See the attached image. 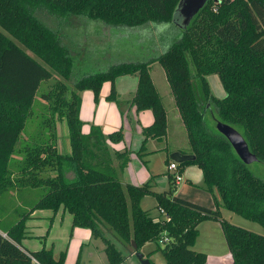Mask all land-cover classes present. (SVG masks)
<instances>
[{"label":"trees","instance_id":"trees-1","mask_svg":"<svg viewBox=\"0 0 264 264\" xmlns=\"http://www.w3.org/2000/svg\"><path fill=\"white\" fill-rule=\"evenodd\" d=\"M179 3L0 0V264H69L66 250L57 258L53 248L29 250L22 244L33 211L61 208L73 215L72 229L88 228L104 242L109 264L123 263L130 253L126 254L128 246L135 252L132 240L138 250L156 242L146 257L160 251L166 264H207V253L192 248L199 224L207 220L221 223L231 264H264V235L233 224L220 210L224 207L264 226V178L249 169L216 127L217 121L235 127L257 160L264 162V0H208L186 26H180V38L159 55L120 62L75 82L68 81L75 59L64 38L75 46L65 30H59V21L41 15H75L138 28L151 21L173 22ZM154 61L165 68L190 153L195 155L177 162L178 170L182 173L189 164L202 169V187L219 193L215 208L176 195L174 173L164 192L153 190L150 181L124 186L114 160L124 169L132 150L115 148L113 153L108 144V139L115 144L124 140L123 128L108 135L98 125L83 131L81 92L92 90L98 101L103 84L111 81L107 98L119 104L116 79L135 75L138 82L131 105L137 111L151 109L154 115L142 129L139 156L143 159L147 154L150 138H165L167 111L152 78ZM210 74L219 75L223 97L212 93ZM52 78L54 82L41 90V84ZM39 89L45 112L32 133L27 125ZM58 120L67 125L70 153L60 150ZM41 188L39 198L8 208L5 195L10 191L27 195ZM146 195L155 196L165 217L155 218L142 207ZM74 264H82L80 257Z\"/></svg>","mask_w":264,"mask_h":264},{"label":"rangeland","instance_id":"rangeland-1","mask_svg":"<svg viewBox=\"0 0 264 264\" xmlns=\"http://www.w3.org/2000/svg\"><path fill=\"white\" fill-rule=\"evenodd\" d=\"M41 15L50 20L59 21L58 28L59 30L64 29L68 38L71 39L75 48L69 44V42L64 38V41L71 49V53L74 54V71L71 78L68 80L69 82H75L81 77L96 73L99 71H104L109 69L112 65L118 64L124 61H142V60H150L154 56L159 55L165 49L177 41L181 36V27L177 23L173 22H156L151 21L147 24L138 27L131 28L127 26H114L106 24L101 20L90 19L82 16H62L55 17L54 15H46L41 12ZM52 19V20H51ZM132 83H136V78L129 75ZM136 77V76H135ZM152 77L159 89V92L162 96V100L164 106L166 107L169 117L171 116L173 109L176 108V112L179 113L177 105L174 100V96L172 93V89L170 87L169 81L166 76L165 68L157 61L153 62L152 68ZM55 78H61L58 74H55ZM207 80L210 84V88L212 93L217 97H223L225 95V89L222 85L221 79L218 74H210L207 75ZM138 81V80H137ZM54 82V78L49 81H44L41 84L40 89L44 87L47 89L50 84ZM122 82H117V86L120 87ZM117 87V88H118ZM112 84L111 81H106L103 85L102 90H105V94L107 95L111 92ZM37 96V101L34 105V112L31 116V120H28L27 129L34 133L35 128L40 124L41 118L44 117V106L45 101L41 98L40 90ZM200 95V92H198ZM119 98V93H118ZM114 101V100H112ZM116 102V101H115ZM117 103V102H116ZM121 108V102L118 104ZM176 106V107H175ZM180 114V113H179ZM168 117V118H169ZM130 120V115H128ZM127 120V121H129ZM132 120V119H131ZM30 124V125H29ZM58 143L61 152L70 153V142H69V132L67 125L64 121L58 120ZM184 132H187L185 128V124L183 122ZM174 121L170 119L168 122V130L169 136L171 138L174 137L173 134ZM24 143L23 139L19 144ZM187 142L189 146V141L187 137ZM190 147V146H189ZM153 166L155 169H166V163L162 161L159 155L153 158ZM196 166V165H195ZM249 169L257 176L264 178V162L256 160L248 164ZM197 167V166H196ZM198 168V167H197ZM185 182L186 179H184ZM183 182V183H185ZM204 185V183H202ZM35 190V189H34ZM42 188L38 190H30L27 195H20L19 192L10 191L5 195L6 200L9 202L8 208H13L16 204L20 205L22 201L33 200L39 198L42 193ZM218 192L217 190H215ZM17 193V194H16ZM24 195V196H23ZM154 197L149 195L147 199L144 200L143 208L151 210L154 214L157 213V210L154 206ZM62 209V208H61ZM60 210V209H59ZM40 212H54L53 210H44L39 209ZM160 216H156L155 218L165 217V215L160 210ZM222 216L223 218L228 219L235 225L246 228L248 230L257 232L259 234L264 235V226L261 224L251 221L241 215H238L232 212L229 209L222 208ZM53 218L51 216L39 218L32 221V224L36 223V231L38 233H49L50 236H41L32 239L29 242L31 247H38L40 244H44L46 247H51L50 240L51 236L55 237V243L58 249H64L67 244L68 238L72 233V214L67 211L63 220L62 216L59 213ZM61 218V219H60ZM39 220V221H38ZM7 223L6 221H3ZM2 222L3 225H6ZM27 222V221H26ZM61 222V223H59ZM27 232L35 233V230H32L26 224ZM199 229L202 232V235L198 238L196 245L192 248L198 251L207 252L206 249H210L209 252H213L216 254H227L228 246L226 243L225 236L223 234V230L221 227V223L215 220H209L207 223L202 222L199 224ZM49 236V237H48ZM92 247L85 249L83 253L84 264H109V259L107 253L105 251V244L101 239L93 240ZM160 245H164L163 241L159 242ZM28 245V244H24ZM156 242H148L142 248V252L147 255V251L156 247ZM28 247V246H27ZM33 249V248H30ZM55 251V257H59V252ZM128 256L125 261L121 264H141L140 260L136 257L135 252H131V247L128 246L126 249ZM157 264H166L165 257L160 251H157L149 257ZM231 259V255H230ZM230 263V262H229Z\"/></svg>","mask_w":264,"mask_h":264},{"label":"crops","instance_id":"crops-1","mask_svg":"<svg viewBox=\"0 0 264 264\" xmlns=\"http://www.w3.org/2000/svg\"><path fill=\"white\" fill-rule=\"evenodd\" d=\"M133 77L136 78V83L134 82L132 83V80H130L129 75H122L116 79L115 85L117 92L119 93V101L121 102V108L118 105V103L109 100L107 98L108 95L107 93L105 94V90H101L98 101L95 100V96L92 90H84L81 92L82 105H81L80 116L84 122L83 131L88 132L91 129L92 125H98L102 128L103 132L106 135H108L110 132L123 128L124 140L122 142L115 144L108 139V144L112 149L113 153L115 148L117 149L129 148L130 150H132L130 155V161L124 169H121L118 165V161L114 160V164L117 169V174L122 184L124 186H126L128 183L141 185L144 184L145 182L150 181L153 190L157 192H164L167 189H169L170 175L173 174V171H171L168 167L169 165L168 160L171 162L175 161L179 163L180 161L175 159V157H173V154L177 152L181 154H191L190 147L188 146V142H187L186 133L184 132L183 121L180 114L176 112L177 111L176 108L173 109V112L170 117L166 109L167 122H169L170 119H173L174 121V127H173L174 137L171 138L169 136L170 132L168 130L166 137L163 139L150 138L146 146L147 154L144 155V158L142 159L138 154V151L141 149L142 142L144 139L142 129L144 126H147L153 122L154 115L151 109L137 111L135 106L131 105V98L136 90L137 82H138L137 77L135 76ZM119 81L120 83L122 82V85L120 87L117 86V82L119 83ZM128 115H130L131 117L130 120L128 118ZM157 155H159L162 161L166 163L167 167L165 170L154 168L153 158ZM195 165L196 164H189L184 168L182 172V180L179 183H177V189L175 194L182 198L199 203L201 205L215 208L217 205L216 198L217 197L219 198V193L216 191L213 193L202 187V183L204 180L203 171L198 165H196L198 168ZM184 179H186V181L188 182H185ZM148 196L149 195H146L142 199L141 205L144 204V200L147 199ZM153 197L155 199L154 206L157 210L155 216H160L161 213L157 207V200L155 196ZM222 208L224 207H220L221 213H222ZM38 210L39 209L33 211L31 216L27 219L26 222V224L29 227V230L30 227L32 230H35L34 234H32V232H27V236L23 239L22 242L23 246L29 250H39L45 246L44 244L47 243L45 241L43 245L40 244L38 247L34 245L33 247H31L32 245L29 244V242H31L32 239L41 236H46L48 233V232L38 233L36 231L37 230L36 223L32 224L33 220L48 216L56 218L55 216L59 213V211L63 220L65 214L67 213V211H64V209H60L57 212H51V213L49 212L44 213ZM44 210L48 211L51 209H44ZM152 215L154 214L152 213ZM208 221L209 220L204 221V223H207ZM48 235L50 236L51 234L48 233ZM201 235L202 232L200 231L198 238ZM54 238L55 237L51 236L50 248H53V251L55 253V251L57 250V245L55 243ZM96 239L97 238L93 237L90 229L84 227H74L65 246V250L67 252L66 262L69 264H74L77 261V259L80 257L82 264H84V258H83L84 250L92 247L94 243L93 240L95 241ZM24 244H28V245H24ZM153 249H150L147 252H150ZM62 250L64 249L57 250L59 252V255ZM206 250H207L206 253L208 255L207 264H223L224 263L223 261H225V264H228V261L231 264L229 249H228V253L225 255L209 252L210 249H206ZM224 258H227L228 260H223Z\"/></svg>","mask_w":264,"mask_h":264},{"label":"water","instance_id":"water-1","mask_svg":"<svg viewBox=\"0 0 264 264\" xmlns=\"http://www.w3.org/2000/svg\"><path fill=\"white\" fill-rule=\"evenodd\" d=\"M207 1L208 0H180L173 21L182 27L186 26ZM216 127L219 132L228 138L244 163L249 164L257 160V157L250 151L249 145L240 131L222 121H217ZM173 157L180 162L195 159L194 154H181L179 152L173 154ZM132 245L135 249V255L140 260L141 264H153L149 257H146L141 250H138V246L134 240H132Z\"/></svg>","mask_w":264,"mask_h":264},{"label":"built area","instance_id":"built-area-1","mask_svg":"<svg viewBox=\"0 0 264 264\" xmlns=\"http://www.w3.org/2000/svg\"><path fill=\"white\" fill-rule=\"evenodd\" d=\"M168 167L175 174L176 182L179 183L182 180V173L178 170L177 162H175V161L170 162Z\"/></svg>","mask_w":264,"mask_h":264}]
</instances>
